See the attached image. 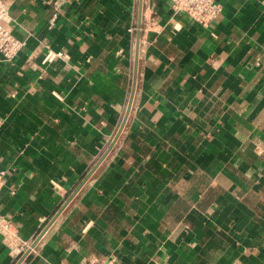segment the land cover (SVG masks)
I'll return each mask as SVG.
<instances>
[{"label": "crops", "instance_id": "0c3cea01", "mask_svg": "<svg viewBox=\"0 0 264 264\" xmlns=\"http://www.w3.org/2000/svg\"><path fill=\"white\" fill-rule=\"evenodd\" d=\"M3 1L0 264H264V0Z\"/></svg>", "mask_w": 264, "mask_h": 264}, {"label": "built area", "instance_id": "2783aa9c", "mask_svg": "<svg viewBox=\"0 0 264 264\" xmlns=\"http://www.w3.org/2000/svg\"><path fill=\"white\" fill-rule=\"evenodd\" d=\"M170 8L174 13H183L201 26L206 27L210 25L220 14L222 5L215 0H172ZM59 9V2H53L52 12L47 22L48 29L54 26ZM8 18L9 7L3 0H0V57L4 61L12 63L15 57L19 54L24 42L16 38L4 26L3 22ZM55 58L65 60L67 59V54L63 51L55 52L50 50L44 55L43 61H52ZM2 177L3 171L0 169V184L2 182ZM0 236L2 237V240L10 247V251L15 256H21V260L26 256V252L29 249H26V242H19L20 238L18 237L15 225L1 215ZM88 264H111V261L92 260Z\"/></svg>", "mask_w": 264, "mask_h": 264}, {"label": "water", "instance_id": "95a60500", "mask_svg": "<svg viewBox=\"0 0 264 264\" xmlns=\"http://www.w3.org/2000/svg\"><path fill=\"white\" fill-rule=\"evenodd\" d=\"M140 28V25L138 24V30ZM139 32V31H138ZM139 34V33H138ZM128 113V109L126 114ZM116 139V138H115ZM115 141V140H114ZM110 149V147H109ZM109 149L106 151V153L109 151ZM102 159V158H101ZM101 159L89 170V172L83 177V179L81 180V182L78 184V186L73 190V192L68 196V198L63 202L61 208L58 210V212H60V210L68 203V201L71 199V197L76 193V191L80 188V186L88 179V177L90 176V174L93 172V170L96 168V166L98 165V163L101 161ZM57 212V213H58ZM57 213L55 214V216L53 218H51V220L49 221L48 225H50V223L54 220V218L56 217ZM47 225V226H48ZM46 226V227H47ZM46 227L43 229V231L41 232V234H39L32 242V244L30 245L29 249L27 250L26 253H28V251L36 244V242L38 241V239L40 238V236L42 235V233L45 231ZM25 253V254H26Z\"/></svg>", "mask_w": 264, "mask_h": 264}]
</instances>
